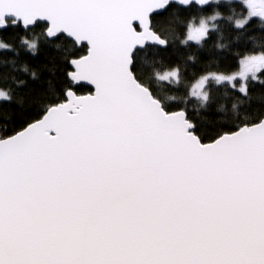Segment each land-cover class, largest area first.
Returning a JSON list of instances; mask_svg holds the SVG:
<instances>
[{
	"label": "snow or ice",
	"instance_id": "6c2138e0",
	"mask_svg": "<svg viewBox=\"0 0 264 264\" xmlns=\"http://www.w3.org/2000/svg\"><path fill=\"white\" fill-rule=\"evenodd\" d=\"M0 264H264V0H0Z\"/></svg>",
	"mask_w": 264,
	"mask_h": 264
}]
</instances>
